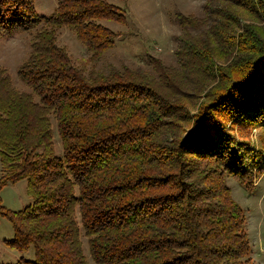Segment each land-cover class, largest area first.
Masks as SVG:
<instances>
[{
  "label": "trees",
  "instance_id": "obj_1",
  "mask_svg": "<svg viewBox=\"0 0 264 264\" xmlns=\"http://www.w3.org/2000/svg\"><path fill=\"white\" fill-rule=\"evenodd\" d=\"M34 1L0 0V38L26 34L30 47L16 70L25 90L0 66V189L26 179L32 198L19 211L0 199V217L4 244L34 252L5 264H88L81 234L94 264H253L225 181L251 191L264 173V0L177 13L178 66L152 58L151 71L95 68L118 35L102 21L125 20L114 4L55 0L40 16ZM62 28L89 67L58 44ZM183 88L203 98L191 113Z\"/></svg>",
  "mask_w": 264,
  "mask_h": 264
},
{
  "label": "rangeland",
  "instance_id": "obj_2",
  "mask_svg": "<svg viewBox=\"0 0 264 264\" xmlns=\"http://www.w3.org/2000/svg\"><path fill=\"white\" fill-rule=\"evenodd\" d=\"M107 1L119 7L125 20L123 23L102 21L104 25L118 34L114 46L104 53L102 59L95 66L96 69L102 71H107L111 66L115 68L129 66L134 69L151 71L150 60L152 58L161 61L166 66H178L176 51L181 31L176 23V14H193L200 18L205 17L206 0ZM55 3V0H35L33 8L37 15L48 16L54 11ZM251 20L247 16H241L240 23H249ZM205 28L206 26L203 27V29ZM57 42L66 48L74 64L89 67L86 62L88 57L86 49L68 29L59 30ZM29 50V37L26 34L0 38V66L8 69L14 85L23 90L25 87L18 80L16 70L27 57ZM223 60L221 59L219 62L221 66L225 65L222 64ZM181 93L183 103L178 100L180 107L182 104V109L188 108V113L193 112L196 109L195 105L203 100L198 92L191 93L188 88H183ZM178 109L175 108L177 114L179 113ZM173 120H175L174 117ZM234 128L231 127L232 131ZM177 132L180 134V131ZM262 133L263 129L256 127L250 132L249 139L255 142V145H259ZM165 137H169V135H164L163 139ZM54 141L55 148L60 152L61 145L55 124ZM225 182L230 189L232 199L240 207L245 218V231L251 248V261L253 264H264V173L256 179L251 191L232 176H227ZM0 199L1 204L10 211H19L30 205L32 198L28 192L26 179L5 183L0 189ZM12 237L11 223L5 217H0V264L14 263L21 258L32 260L34 257L32 247L18 251L4 244L5 240ZM81 241L88 264H94L88 254L86 238L83 234H81Z\"/></svg>",
  "mask_w": 264,
  "mask_h": 264
}]
</instances>
